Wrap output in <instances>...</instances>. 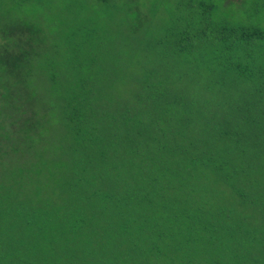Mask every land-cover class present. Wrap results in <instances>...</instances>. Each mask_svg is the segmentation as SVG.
Here are the masks:
<instances>
[{
  "label": "trees",
  "instance_id": "16d2710c",
  "mask_svg": "<svg viewBox=\"0 0 264 264\" xmlns=\"http://www.w3.org/2000/svg\"><path fill=\"white\" fill-rule=\"evenodd\" d=\"M218 1L185 0L182 9L201 11L199 22L203 23L194 25L185 15L180 18L181 24L169 27L166 39H159L157 45L163 73L148 68L145 80L150 87L141 86L134 97L117 102L110 93L98 99L94 88L83 95L65 94L68 92L63 85L72 56L44 53L43 64H36L31 44L28 48L17 44L19 51L12 55L7 46L1 65L19 68L17 80L22 90L15 95L16 88L7 83L3 89L5 104L15 96L53 106L54 110L58 102H72V108L70 113L64 110L56 116L42 113L37 106L26 108L20 104L16 111L4 116L6 121L0 123V129L8 127L23 137V132L35 124L33 121L27 128L21 125L26 126L33 117L50 130L55 119L65 125V141L79 163L73 169L75 181L67 188L83 191L80 199L85 205L81 208L86 206L90 214L85 216L82 210L73 222L64 219L62 224H40L35 219L38 207L37 211L32 207L16 210L15 203L8 202V209L16 212L11 218L2 213V225H22V233L0 239V264H264V242L253 254L255 239L242 237L246 228L237 219L234 228L223 223L227 220L224 210L211 209L216 206L211 197L200 196L196 190L187 192L184 182H180L176 195L166 191L178 180L172 171L178 152L190 153L194 164L211 160L208 154L213 151L197 154L193 150L197 140L211 129L206 128L202 135L196 132L205 127L200 125L204 116H217L220 106H224V113L233 115L232 111H242L246 102H262L264 98V32L244 21H223L216 26L209 15L221 6ZM138 15L135 13V17ZM30 61L35 69L27 64ZM174 62L181 64L186 76L177 81L183 84L180 89L176 81L164 82L165 75H174ZM41 65L49 71H39ZM87 74L91 71L81 76ZM40 81L47 85H33ZM15 112H21L16 113L20 122L11 124L10 117ZM6 137L0 133L1 144ZM8 148L2 150L10 152ZM5 158L0 154V165ZM88 159L99 161L96 165L101 167L104 178L117 181L108 190H101L99 201L94 196L98 191L85 186L93 175L88 176L84 169ZM230 182L236 193L248 199L245 186L241 189L235 181ZM181 192L185 193L183 199L179 197ZM150 195L161 204L160 209H150ZM6 201L0 199V207ZM5 229L8 228L0 227V231ZM228 230L229 237L224 233ZM81 255L91 259L83 263Z\"/></svg>",
  "mask_w": 264,
  "mask_h": 264
},
{
  "label": "rangeland",
  "instance_id": "374dc122",
  "mask_svg": "<svg viewBox=\"0 0 264 264\" xmlns=\"http://www.w3.org/2000/svg\"><path fill=\"white\" fill-rule=\"evenodd\" d=\"M184 1L0 0V71L7 70V73H0V123L6 121L4 116L16 111L20 104H25L26 108L37 106L43 110L42 113H55L56 116L64 110L68 114L72 108V102H58L54 110L53 106L36 101L32 103L29 99L22 100L15 96L5 104L3 89L7 83L13 85V89L16 88L13 91L15 95V92L22 90L17 80L19 72L21 73L19 68L1 65L3 55L7 56V46L8 54L12 55L19 51L17 44L23 48H28L31 44L30 51L36 64H43L44 53L54 56L64 52L66 58L72 56L73 63L63 85L68 92L65 94L83 95L94 88L98 99L110 93L111 98L117 102L127 96L134 97L141 86L150 87L145 80L148 68L158 69L157 74L163 73L159 69L161 57L157 45L159 39H166L165 31L169 27L181 24L180 18L185 15L194 25L203 23L199 22L203 15L201 11L182 9ZM218 4L221 6L209 15L216 26L223 21L229 24L244 21L264 32V0H220ZM135 13L139 15L135 17ZM8 32L11 34H6ZM262 44L264 47L263 39ZM90 47L93 50L89 51ZM29 63L32 65L30 68L35 69L32 62L27 64ZM171 65L174 75H165L163 80L165 83L176 81V87L180 89L183 84L177 81L186 77L184 70L178 62ZM38 70L45 73L49 71L44 65ZM88 71L91 74L81 76V73ZM157 77L160 78L158 75ZM33 85L43 87L47 82L40 81ZM242 106L244 109H235L232 111L233 115L230 112L224 113V106H220L217 116L210 119L207 118L208 115L203 117L200 125L205 127L196 132L202 135L206 128L211 129L197 140L193 150L197 154L200 151H213L208 154L211 160L194 164L190 153L178 152L173 160L175 164L172 170L178 180L176 186L173 185L166 191L174 196L180 182H184L187 192L196 190L200 196L211 197L214 205L216 204L211 209L220 207L224 210L227 220L224 219L223 223L234 225V228L237 219L246 228L242 237L245 238L246 235L250 240L255 239L252 251L256 255L264 242V98L262 102H246ZM16 113L21 114L15 112L10 117L11 124L19 121ZM33 118H30L26 126L21 125L27 128L33 121L32 125L35 124L30 130L23 132V137L14 134L8 127L0 129V133L7 136V139H2L4 143L1 144L0 141V154L6 157L4 164L0 165V199H7L0 207V227L8 228L0 231V239L22 233V225H2L5 221L2 213L11 218L16 212L8 209V202L15 203L16 210L32 207L37 211L38 207L35 219L40 224L42 221L53 225L62 224L65 220L73 222L82 210L85 216L90 214L86 206L81 208L85 205L80 199L83 191H71L67 188L75 181L73 169L79 163L74 160L75 153L65 141V125L61 126L55 119L50 130L48 125L39 123V118ZM9 145H13L12 149L8 148ZM47 147L51 151H45ZM2 148L11 151L5 152ZM170 153L173 157V151ZM92 156L93 154L89 157ZM98 162L88 159L84 164L86 174H93L85 186L98 191L94 194L97 201L101 198V190H108L110 186L117 184L114 179L101 175V167L96 165ZM230 181H235L241 189L245 186L248 199H243L242 195L236 193ZM179 197L183 199L185 193L181 192ZM97 206H100L99 202ZM160 206L150 195V209L157 210ZM21 222L20 219L19 223ZM224 233L229 237V230ZM87 259L91 258L80 256L83 263Z\"/></svg>",
  "mask_w": 264,
  "mask_h": 264
}]
</instances>
